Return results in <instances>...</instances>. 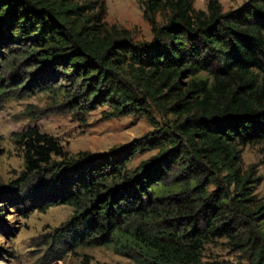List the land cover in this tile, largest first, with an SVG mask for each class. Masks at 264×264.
<instances>
[{
  "label": "trees",
  "instance_id": "16d2710c",
  "mask_svg": "<svg viewBox=\"0 0 264 264\" xmlns=\"http://www.w3.org/2000/svg\"><path fill=\"white\" fill-rule=\"evenodd\" d=\"M141 3L150 42L109 26L102 0H0L7 68L54 76L37 88L69 97L78 112L106 104L111 117L154 128L139 145L64 162L53 161L62 157L53 137L29 128L14 136L25 171L0 193L50 190L54 204L74 210L54 237L64 241L60 255L79 244L136 264H200L205 245L224 238L264 264L263 177L242 161L264 143V0L226 13L220 0L206 11L193 0ZM142 148L156 153L129 170Z\"/></svg>",
  "mask_w": 264,
  "mask_h": 264
},
{
  "label": "rangeland",
  "instance_id": "374dc122",
  "mask_svg": "<svg viewBox=\"0 0 264 264\" xmlns=\"http://www.w3.org/2000/svg\"><path fill=\"white\" fill-rule=\"evenodd\" d=\"M102 1L106 5L105 22L109 26L127 30L134 42L152 41V29L144 18L142 0ZM246 1L220 0L224 13L240 8ZM193 2L196 10H207L208 0ZM23 71L10 70L0 61V88L2 85L7 88V93L0 97V186L3 191L25 171L24 153L21 146L15 144L14 136L29 128H38L58 142L62 157H54L55 162L73 160L82 153L94 159L104 158L109 152L143 143L142 140L154 130L143 117H111L106 104L88 112H78L69 97L37 88L54 76L37 74L36 78L32 71L28 74ZM57 84L66 86L67 83ZM67 88L71 92L72 88ZM153 113L162 125V116L157 111ZM155 153L142 148L128 169H135ZM242 161L245 169L258 165V174L263 181L256 194L264 199V143L244 149ZM23 192L16 196L0 193V264H136L110 247L102 246L69 245L60 255L62 249L59 247L64 241L54 237L58 230L68 228L75 216L74 210L67 205L54 204L53 191L25 189ZM45 204L53 206L45 209ZM200 264L249 262L243 251L234 249L222 238L205 245Z\"/></svg>",
  "mask_w": 264,
  "mask_h": 264
}]
</instances>
